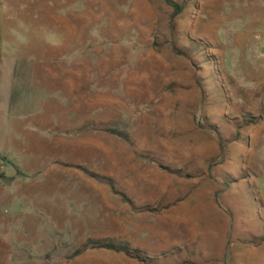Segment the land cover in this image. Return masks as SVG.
<instances>
[{"label": "rangeland", "instance_id": "rangeland-1", "mask_svg": "<svg viewBox=\"0 0 264 264\" xmlns=\"http://www.w3.org/2000/svg\"><path fill=\"white\" fill-rule=\"evenodd\" d=\"M259 7L0 0V264H264Z\"/></svg>", "mask_w": 264, "mask_h": 264}, {"label": "crops", "instance_id": "crops-1", "mask_svg": "<svg viewBox=\"0 0 264 264\" xmlns=\"http://www.w3.org/2000/svg\"><path fill=\"white\" fill-rule=\"evenodd\" d=\"M259 8L257 11V25H261L264 21V0H259ZM248 33H253L252 31H249ZM248 35V34H247Z\"/></svg>", "mask_w": 264, "mask_h": 264}, {"label": "trees", "instance_id": "trees-1", "mask_svg": "<svg viewBox=\"0 0 264 264\" xmlns=\"http://www.w3.org/2000/svg\"><path fill=\"white\" fill-rule=\"evenodd\" d=\"M177 9H181V7L175 6ZM110 248H117L119 251H124L125 253H131L132 251L128 247H113V245H106ZM147 260L146 258H142V261Z\"/></svg>", "mask_w": 264, "mask_h": 264}, {"label": "built area", "instance_id": "built-area-1", "mask_svg": "<svg viewBox=\"0 0 264 264\" xmlns=\"http://www.w3.org/2000/svg\"><path fill=\"white\" fill-rule=\"evenodd\" d=\"M0 166H1V163H0Z\"/></svg>", "mask_w": 264, "mask_h": 264}]
</instances>
